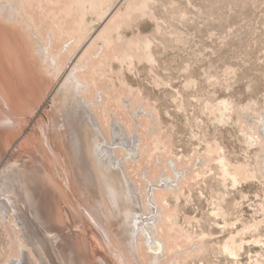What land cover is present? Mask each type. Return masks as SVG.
<instances>
[{"label":"rangeland","instance_id":"obj_1","mask_svg":"<svg viewBox=\"0 0 264 264\" xmlns=\"http://www.w3.org/2000/svg\"><path fill=\"white\" fill-rule=\"evenodd\" d=\"M68 1L24 0L25 8L22 10V14L17 13V15L14 10H8L4 1H0V21L7 24L0 28V122L3 124V126L0 125V133L3 132L0 134L2 136L0 137V264H9L17 260L22 253L24 254L20 257H24L23 262L26 260L23 264H71V262L72 264H80V262H83L82 264H139L136 257L132 258V254H125L98 220L89 213H85L84 202L76 195L75 183H72L75 182L73 178L75 175L72 173L77 170L74 168L77 164L74 165L73 162L66 161L69 158L64 153L65 150L70 151V148L69 144L66 145V133L63 134L65 130L62 126L64 124L61 120L62 117L55 113V111L58 112L59 99L65 97L61 91H58L65 80L76 77L83 80L92 79L91 74L98 65V60L95 57L101 50L99 37L110 28L111 24L108 23V19L116 9L114 7L119 0L110 7L111 9H107L109 5H113L111 4L112 0H108L110 4L103 5V9L101 8L100 11L101 16H90L91 18L89 17V21L87 19L86 22L92 29H88L82 34L74 32L75 23L80 18V10L77 6L73 8L71 5L73 10L71 9L70 12L71 1ZM157 1L159 3H156L154 8L155 15L160 16L158 21L153 16L151 17V14L135 17L132 22H128L129 27L127 24V27L123 28L122 35L123 42L135 37L151 36L152 41L154 40L152 50L155 62L150 63L144 59L136 58L133 64L120 63L116 59H114L116 61L112 60L109 52L106 51L111 59H109L110 67L108 66L110 69L105 68V75L95 77L96 86L103 90L105 105L110 108L107 112L109 114L114 112L113 114L118 116V121L120 120V123H122L121 120L124 121L125 123L123 122L122 125L125 124L124 126L127 127L123 128L124 132L118 133L119 146L124 144L126 148H129L134 136L137 139L141 138L143 142L151 146L154 139L159 138L167 145L168 149L163 150L162 144L160 151H152L151 160L156 161L157 157H160L164 164L162 174L165 177L172 174L171 169L165 165H167L169 157L176 153L182 154L179 168L183 171L186 170L185 173L188 168H191L190 175L194 176L193 164L196 154H203L205 141L220 144L232 161L252 162L255 154L254 149L246 151L243 143L244 126L242 124L249 125V123L243 119L240 124L237 121V113L242 110L241 108L250 105L258 110L264 107V0ZM191 16H193L192 19ZM161 18H165L166 23L162 24L163 27L159 30L155 24L160 22ZM173 18L175 19L173 20ZM155 30L159 31L155 32ZM179 35L185 37V41L180 44L174 42L175 36ZM97 42L99 43L98 47ZM40 47L42 52L45 51L48 54L46 56L48 60L42 57V53L39 56ZM96 48L97 50L99 48V51L96 52L97 55L94 54ZM192 50L194 54H192ZM73 66L75 67L72 73ZM189 74H192L196 80L192 87L185 85ZM66 91V94L69 93L68 89ZM116 92H119L122 102L126 105L130 101L128 106L133 100L135 101V98L139 97L140 99L137 98L138 100L135 101L137 105L129 107L132 110L123 109L120 107V101L118 105L114 100ZM100 93L99 90L97 99L100 98ZM132 93H137V96ZM225 99L233 102L235 109L236 106L240 105L241 107L237 108L239 110L236 109L238 112L233 110L230 112L231 114L228 113L230 119L224 121L225 123H220L213 118V114L209 113L206 102L217 104ZM245 104L247 105L245 106ZM134 109L135 112H139L138 115L134 114ZM253 115H255L254 112ZM154 119L155 121H153ZM151 128L153 131H150ZM4 131H8V133H4ZM60 141H64L63 145L60 144ZM137 141L139 143V140ZM49 144L53 147L57 145V151L54 152L60 158V162H55L56 165L53 162L56 166L53 167L55 170L50 167L49 163L51 162L43 153L44 151L53 153V147ZM60 154H63V159ZM32 157H37V160L47 168L49 173L51 170L53 171V179L56 184L59 185L58 181L63 183L65 176L70 185L64 188V185L60 184L63 186L64 192L66 191L65 193L68 194L72 205L68 204L67 206L64 198L57 194H53L45 201V207L50 212V217L46 215L45 224L51 225L50 232L45 229L44 224H40L34 213L32 214L24 208L23 204H28V199L33 196V194L30 195L32 191L29 190V192L26 189L27 185L24 189L18 190L20 193L16 194L17 190H12L3 176L10 166L18 167L19 165V168L29 166L28 163L23 162ZM68 163L69 166L71 165L70 167ZM57 165H59V169ZM63 167H67V169H63ZM128 170L126 173L132 174L131 177L134 175L136 180L140 178L138 177L140 176L139 171L130 170L129 172ZM212 171L216 173L217 169L213 167ZM60 172H63L64 176ZM130 175L127 176L132 180ZM218 178L216 175H208L204 180H198L197 177L188 176V180L182 181L185 187H182L183 195L181 193L177 205L175 206L172 202L174 205L172 208H176L172 216L176 230H183L184 233L194 235H197L201 230L212 234L207 238L209 244L206 243L205 250L197 251L194 256H188V259L182 258L183 261L186 264H264V226L260 227L258 235L253 233V235L260 236L261 243L254 241L252 235L247 233L242 250L234 257L224 253L220 248L221 241L229 236L228 230L231 228H224L223 219L214 217L210 213L214 202H217L218 195L227 191L226 201L229 203L227 206L232 213L228 220L234 221L237 218L235 227L232 228L236 231L242 228V225L263 217L258 206L263 200L264 186L260 185L261 183L257 180V182L255 180L248 181L237 187H233L230 183L224 184V186L221 179ZM43 181L45 183V176ZM25 183L27 184V181ZM76 199L78 200L75 201ZM17 201L21 202L18 204ZM3 203L7 207L6 211L1 208ZM78 205L81 208H78ZM111 210L114 211L115 206ZM20 212L24 213L22 220L25 223L22 225L18 224L17 215ZM51 212L55 214L52 215ZM88 216H91L92 220H89ZM45 231L48 233L46 234ZM185 238L182 233L183 246L189 247ZM37 240L41 244L38 245ZM21 242L25 244L26 251L20 248ZM32 243L34 244L32 245ZM141 247L144 248L142 245L139 248ZM143 250L139 249V252H142V255L140 252V261H145L143 263L141 261L142 264H149L148 260L152 258V254ZM171 257L161 258L159 264L171 263ZM77 261L79 262L77 263Z\"/></svg>","mask_w":264,"mask_h":264},{"label":"bare ground","instance_id":"obj_2","mask_svg":"<svg viewBox=\"0 0 264 264\" xmlns=\"http://www.w3.org/2000/svg\"><path fill=\"white\" fill-rule=\"evenodd\" d=\"M2 1L5 2L8 10L9 11L14 10L16 15H17V13H21L22 10H24V8H25L24 0H2ZM70 1H71V4L69 5L70 6L69 11L70 12H71V9L73 10V8H75L74 6H77L78 9L80 10V18L76 21L75 26H74L75 27L74 32H78L79 34L85 33V31H87L88 29H92V28H90L88 22H86L87 19L89 21L90 16H95V17H96V15H97V17L101 16L102 13L100 11H101V8L103 9V5L106 6V5H108V3L110 4V1H108V0H107V2H106V0H70ZM116 1L117 0H112L111 4H113V5H109V8H107V7L106 8L111 9L110 7L114 6ZM156 3H159V2L157 0H119L116 3V5L114 7L116 9L113 11V13L110 12L111 16L108 19V21H109L108 23L111 24V25L109 24L110 28L108 29L107 32H104V34L102 33L100 35V37L98 36L101 40V42H100L101 47H99L101 50H100L99 54L97 53L98 56L95 57V59L98 60V65H97V68L91 74L93 76L92 79L86 78L85 80H83L79 77H76L74 79L72 77L73 76L72 75L71 77L73 79L65 80L63 83V86H60V90H58V91H61V94L64 95L65 97L59 99L60 105L57 107L58 112L55 111V113H57V116L62 117L61 120L64 123L62 126L65 130L63 132V134L66 133L65 134L66 141H67L66 145L69 144L68 147L70 148V151L65 150V153H64L69 158V160L67 159L66 161L67 162L71 161V163L73 162L74 165L77 164L76 167H74V168L77 169L78 171L76 170L75 173H72V171H71L72 175L74 174L76 176V177L75 176L73 177L75 182H72V183L73 184L75 183L74 187H75L76 195H78V198L81 199L82 202H84L85 213H89L93 218L98 220L99 224H101V226L105 229V231L108 232V234L113 238V240H115V242H117L119 244V247H121V249L125 252V254L126 253L132 254L133 255L132 258L136 257V260L139 264H142L143 262H145V261L141 260L142 261V263H141V261H140V257L142 255V252L140 251L141 252V255H140L139 249L147 250V253L152 254L151 255L152 258L150 257L151 259L148 260L149 264H159L161 258H168L170 256H172V257L170 259L171 263H169V264H186V262H184L182 258L186 257L188 259V256H194V254H196L197 251L205 250L206 246H207L206 243L209 244V241L207 238H209L210 235H212V234L207 233L208 231L205 232L203 230H201L197 235H194L191 233H184L183 230H179V231L176 230V227L174 226V222L172 220V216H173L176 208H172V207L174 205L175 206L177 205V202L180 199V195H181L182 190H183L182 187H185V185H184V183H182V181L188 180V176L197 177L198 180H201V179L204 180L205 177L208 175H216L217 178L219 177L221 179V183H223V185L230 183V185H232L233 187H237L238 185H241V184L246 183L248 181H251V180L256 181L257 180L258 182L261 183V184L259 183L260 185L264 186V107L261 109L262 110L261 111V110H258V108H255L253 105H250V104H248V105H250L249 107H243L242 106L243 107V108H241L242 110L237 109L240 105L236 106L237 107L236 109L239 110V113H237V115H238L237 121H239V123L241 124L242 120L245 119L249 123V125L242 124L244 126L243 143L246 147L245 148L246 151L249 149H254L255 154H254V158H252L253 159L252 162H250V161H242V162L232 161L229 158V155L226 153L224 147H222L220 144H218L217 142L205 141L206 143H204L205 149L203 151V154H200V155L196 154V160L193 164V167L195 169L194 176L190 175V173L192 171L191 168H188V171L186 173H185L186 170L183 171L182 169L179 168V166H180L179 160L182 157V154H177L175 152L176 154H173L172 156H170L169 160L166 163L167 165H165L166 167H169L171 169L172 174L169 175L168 177H165L162 174L164 164H163V161L160 159V157L158 156L156 161L151 160L153 150H154V152L160 151L162 144H163V146H162L163 150L164 149L166 150V148H167V145L164 144L161 140H159V138H155L153 143H152V146H151V145L147 144L146 142H143L141 138L137 139L134 136L135 140H133L134 138L132 136L131 137V139L133 138L132 143L130 141V143L132 145L129 148L128 147L126 148L124 146V144H123V146H119L120 143L118 142V133L120 131H123L125 124L122 125V123L124 121L121 120L122 123H120V120L118 121V118H117L118 116L116 117V115L113 114L114 112L112 114L111 113L109 114L107 112L108 109H110V108L105 105V101L103 98V90L101 88H99L98 86H96L97 81H96L95 77L105 75L104 74L105 68H108V70L110 69L109 68L110 63H111V61L109 63L110 57L112 60L116 59L120 63H128V64H133V61L136 58L138 60L144 59L146 61H149L150 63L155 62V57L153 55V50H152V47H153L152 45H153L154 40L152 41L151 36H150L151 38L148 36H144V37L141 36L138 38L135 37L134 39H130V40L127 39L128 41L124 40L125 42H123V40H122L123 36L122 35L124 33L123 28L127 24H128L127 26L129 27L128 22H132L133 19H135V17L143 16V15L148 16L151 14V17L153 16L154 19L156 21H158V19H160L159 18L160 16L157 17L158 15L157 16L155 15L154 6L156 5ZM71 5L73 8L71 7ZM174 5H175V3H174ZM193 6H194V4H193ZM175 9H176V7H175ZM75 10L76 9H74V11ZM181 10H183V9H181ZM182 13H183V11H182ZM192 17L193 16H191V19H192ZM49 18L53 19L52 17H49ZM161 19L162 20L160 22H157V23L155 22L156 23L155 27L157 26V29H159V30L161 27H163L162 24L166 23L165 18H161ZM174 19L175 18H173V20ZM188 21H189V19H188ZM167 22H168V20H167ZM158 23H161V24H158ZM174 23H175V21H174ZM31 24H33V23H31ZM5 25H7V24L0 21V28H2V26L5 27ZM185 26H186V24H185ZM175 27H178V26H175ZM104 30H105V28H104ZM159 30H157V31H159ZM157 31L155 30V32H157ZM174 31H176V30H174ZM101 32H103V31L101 30ZM172 32H173V29H172ZM168 34H170V33H168ZM176 34H178V33L176 32ZM164 35H162V36H164ZM183 36H184V34H183ZM172 37H174V36H172ZM184 38L181 35L175 36L174 42L175 43L177 42L180 44V43L185 41ZM157 40H159V39H157ZM98 44L99 43L97 42V47H98ZM225 44H226V42H225ZM120 46L122 48H119ZM184 46H186V45H184ZM99 48H98V50L96 48V50L94 52L95 55H97L96 52L99 51ZM176 48H178V46H176ZM185 48H184V50H185ZM203 49H205V48H203ZM106 51L109 52L110 57L108 56V53H106ZM192 52H193V50H192ZM41 53H42V57L44 59L48 60V58H46V56H48V54L45 51L42 52V48L40 47L39 48V56ZM201 53H202V51H201ZM192 54H194V52ZM196 54H198V53H196ZM156 57H157V55H156ZM195 57H198V56H195ZM116 60H114V61H116ZM61 63H62V60H61ZM75 66H73L72 69ZM156 68H157V66H156ZM162 69H163V67H162ZM73 72H74V69H73L72 73ZM77 72H78V70H77ZM186 72H187V70H186ZM155 77H156V75H155ZM163 79L165 80L164 76H163ZM186 80L187 81H186L185 85L187 87H192L195 85L196 80L192 74H189L188 78ZM158 81H160V79ZM66 89L69 90V93H67V94L65 93ZM99 90L101 91V93L99 94L100 98L97 99V94L99 93ZM54 93H56V92H54ZM132 94L136 95L137 93H132ZM53 95L54 94L52 93V97H53ZM114 98H115L114 100L117 102L118 105H119V101H120V107H122L123 109H128V110L131 109V108H129L131 105H133L132 107H134V105H137V103H135V101L140 99L139 97H137L138 99L135 98V101L133 100L130 103V106H128L130 101L127 103L128 105H126L124 102H122V97H120L119 92L115 93ZM197 98H199V97H197ZM50 99H52V98H50ZM197 101H199V100H197ZM145 102H147V101L145 100ZM216 103H217V101H216ZM145 105H146V103H145ZM246 105L247 104H245V106ZM206 106H207L209 113L213 114V118L217 122H220V123H223L224 121L230 119L229 118L230 115H228V113L232 112L233 110L237 111L234 107L233 102H231L227 99L221 100L217 104H214V103L211 104L208 101V102H206ZM135 111L136 110L134 109L133 110L134 114L138 115L139 112H135ZM145 111H146V109H145ZM253 112L255 113V115H253ZM235 118H234V120H235ZM155 119L153 121H155ZM0 125L3 126V124L1 122H0ZM125 128H127V127H125ZM126 131H127V129H126ZM150 131H153V128H151ZM2 133H0V134H2ZM4 133H8V131H6V132L4 131ZM9 133H10V131H9ZM58 134H59V132H58ZM56 136H57V134H56ZM63 136L62 137L60 136V137L63 138ZM0 137H2V136H0ZM136 137H137V135H136ZM57 140H59V139H57ZM137 140H139V143ZM114 141H115V144L113 145ZM22 142H20V143H22ZM54 142L57 143L58 141L57 142L54 141ZM61 142L62 141H60V144L63 145L64 141L62 143ZM49 145H51V144H49ZM59 147H60V145H59ZM48 149H49V147H48ZM61 149H63V148L61 147ZM55 150L57 151V145H55V147H53V149H52L53 153H49L47 150H46L47 152L42 151L46 155V158L49 160V162H51L49 164H50V167H52V169H54L53 167H56L55 165L57 162H60V158L54 152ZM121 153H123V154L125 153V154L122 155ZM252 154H253V152H252ZM49 155H51V156H49ZM173 156H174V158H172ZM61 157L63 159V154L61 155ZM64 161H65V158H64ZM35 162H37V163H35ZM53 162L55 165L53 164ZM168 162H169V164H168ZM23 163H28L29 166L20 167V168H19V165H18V167L17 166H10L9 169L4 173L3 176L6 180V183L9 185V187H11L12 190H15V189L17 190L16 194L20 193V191H18V190H22V188L24 189L25 185H27L26 189L28 191L30 190L33 192V193L31 192V194H30L31 196L33 194L32 198L28 199L29 205L23 202L24 208H25V210L27 209L28 211L32 212V214L34 213L36 215L37 219L40 221V224L41 225L44 224L43 226H45V229L48 232H50V230H52L51 225L48 226V224L47 225L45 224L46 223L45 219H47L46 215L50 217V212L47 209V207H45L46 206L45 201L48 199V197L52 196L53 194L54 195L57 194V195H60L64 198V200H65L64 202L67 203V206H68V204L72 205L68 194L65 193L66 191L64 192L63 186H61V185H64V188H66V186L69 185L67 183L68 181H66V177L63 175V172H60L64 176V178H63L64 184L62 183V181L61 182L58 181L59 185H58V183L56 184L54 179H53V177H54L53 171L51 170L52 174L49 173V171H47V168L44 167L42 165V163H40L39 160H37V157L28 158ZM23 166H24V164H23ZM57 166L59 169L60 168L59 165H57ZM68 166H69V163H68ZM69 167H68V169H71ZM213 167H215L217 169L216 173L212 171ZM61 168H62V166H61ZM63 169H67V167H65V168L63 167ZM128 169L133 170V172L139 171L138 173H140V176H138V177H140V178L138 180H136L134 175H133V177H131L132 174L130 175L129 173H126V170H128ZM130 170H128V171L130 172ZM71 173H70V175H71ZM126 174L130 175L132 180ZM135 175H137V174H135ZM44 176L46 178L45 183L43 181ZM138 177H136V178H138ZM25 178H27L26 179L27 184L25 183L26 182ZM56 182H57V179H56ZM41 187L43 188V190ZM27 190H25V192ZM226 192L227 191L222 192V194L218 195V197L216 198L217 202H214L213 209H211L212 211L210 213L214 217H218V218L223 219L224 224H222V225H224V228L225 227L231 228L230 230H228L230 232L229 236H227L223 241H221L222 243L220 245V248L224 253H227V254L235 257L238 255L240 250H242L243 243L245 242V235L247 233L252 235L254 241L261 243L260 236H257V235L259 233L260 227L264 226V196H263L262 202L260 203V206H258L259 211L263 214V217L259 218V219H255L254 221L252 220L253 222H251L249 224H244L241 226L242 228L238 227L240 229H237L235 231V230H232V228L235 227V224L237 222L236 221L237 218H235L236 220H234V221L228 220V217L231 216L232 213H231V209L227 206V205H229V203H228V201H226V196H227ZM239 192H241V191L239 190ZM20 195H19V197H21ZM28 195H29V193H28ZM182 195H183V193H182ZM256 195H258V194H256ZM263 195H264V189H263ZM17 200H18V198H17ZM77 200L78 199H76L75 201H77ZM228 200H230V199H228ZM20 202H18V204ZM172 202H174V205ZM232 202H234V200ZM236 203H238V202H236ZM74 206H76V204H74ZM114 206H115V210L112 211L111 208ZM79 207H80V205H78V208ZM1 208L4 209L5 211L7 210V207L4 206V203L2 204ZM51 210H52V208H51ZM53 213L51 212L52 215H53ZM22 215H24L23 212H20L17 215V217L19 219V221H18L19 225H22V223H25L22 220ZM90 217H89V220H92V219H90ZM25 218L27 221V216ZM91 222H94V221H91ZM29 230H31V229H29ZM99 230L100 229H98V231ZM48 232H46V234ZM181 232L186 237L185 241L189 244V247L183 246L184 240L181 239V236H182ZM253 233H256L257 235H253ZM100 234H102V233H100ZM55 235H58V234L55 233ZM140 235L142 236V238H140L141 237ZM102 238H103V236H102ZM59 239H60V237H59ZM37 241H38V245H39V243L41 244V242H39V240H37ZM33 244L34 243H32V245ZM254 244H257V243H254ZM141 245L144 246V248L143 247L139 248ZM24 247H25V244L21 242L20 248L25 250ZM183 247H184V249H183ZM18 250H20V249H18ZM42 250H40V251H42ZM43 251H45V250H43ZM19 253H21V252H19ZM23 254L24 253H22L20 256H23ZM40 254H41V252H40ZM19 257L17 258V260L12 261L9 264H23L26 261L25 260L23 262L24 257L23 258H21V257L19 258ZM40 257H41V255H40ZM126 257H127V255H126ZM44 258H45V256H44ZM77 258L79 259V257H77ZM63 262H65V261H63ZM66 262L68 263V261H66ZM78 262L79 261H77V263ZM82 263L83 262H80V264H82ZM133 263H134V261H133ZM237 263H238V261H237ZM71 264H72V262H71Z\"/></svg>","mask_w":264,"mask_h":264}]
</instances>
